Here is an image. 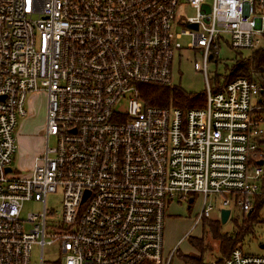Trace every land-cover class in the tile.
<instances>
[{
	"label": "built area",
	"instance_id": "built-area-1",
	"mask_svg": "<svg viewBox=\"0 0 264 264\" xmlns=\"http://www.w3.org/2000/svg\"><path fill=\"white\" fill-rule=\"evenodd\" d=\"M182 35L203 55L204 106L147 104L144 86L170 84ZM261 38L264 0H0V264H32L34 244L38 264H51L42 250L54 240L62 264H171L167 207L193 193L203 198L194 225L210 195L247 216L264 197V77L251 70L212 90L207 64L221 42L252 52ZM39 88L44 150L21 175L13 130ZM58 187L61 231L47 240L46 197ZM30 199L41 211L20 219ZM221 264L264 255L237 244Z\"/></svg>",
	"mask_w": 264,
	"mask_h": 264
},
{
	"label": "rangeland",
	"instance_id": "rangeland-1",
	"mask_svg": "<svg viewBox=\"0 0 264 264\" xmlns=\"http://www.w3.org/2000/svg\"><path fill=\"white\" fill-rule=\"evenodd\" d=\"M209 1V0H207ZM187 16H194L195 10L191 7L185 8ZM228 40L227 35H223ZM181 44V50L177 52L171 71V82L161 87L180 89L191 96L202 98L201 107L205 104L206 85L203 73V55L199 48L188 49L187 45L191 43L190 35H182L178 38ZM264 43V39L261 38ZM251 51H236L231 49L226 42H221L218 48L217 57L214 56L207 64V74L209 84L214 90L216 79L220 82H227L234 78L229 77L230 69L238 63L240 56H249ZM214 58H217L215 61ZM251 66V65H250ZM249 66V67H250ZM158 84L149 87L157 88ZM198 106V105H197ZM26 115L18 116L16 126L13 130V136L16 142V152L13 156L11 167L17 170L21 175H27L31 172L34 165V158L40 155L44 150V126L46 119V94L39 88L38 90L28 92L24 101ZM55 145L54 136L48 139V146ZM61 188L55 192L49 193L46 197L47 205V229L46 239H54V236L61 231L59 223L62 221L61 206ZM191 199V201H189ZM203 198L200 194L193 193L187 199L178 201L173 200L167 207L166 217L164 219L163 229V252L162 257H166L173 250L171 264H221L225 253L230 249H223L225 243H221V237L218 233L213 236L212 230L217 229L219 233L225 235H235L237 230L235 225H241L247 217L236 206L231 204L230 215L226 222L221 223L219 211L222 208L220 199L215 195L207 197V203L212 205L209 217L201 218L195 225L194 221L202 208ZM41 211V204L32 199L22 203L20 219H25L28 213H38ZM260 214L264 218V206L260 209ZM25 230L29 229L28 224H23ZM252 234L237 235L238 241L231 242V246L241 244V248L248 253L264 255V222L253 224ZM196 243L197 245L193 244ZM39 246L34 244L31 251L32 264H38ZM225 252V253H224ZM43 259L51 264H62L63 252L60 248V241L54 240L51 244H46L42 250ZM224 253V254H223ZM190 256L199 259L190 260ZM193 260L195 262H193ZM221 260V261H220ZM161 264V263H156Z\"/></svg>",
	"mask_w": 264,
	"mask_h": 264
},
{
	"label": "trees",
	"instance_id": "trees-1",
	"mask_svg": "<svg viewBox=\"0 0 264 264\" xmlns=\"http://www.w3.org/2000/svg\"><path fill=\"white\" fill-rule=\"evenodd\" d=\"M251 65V66H250ZM250 66V67H249ZM253 73H259L264 77V48H258L249 54V56H240L238 63L235 64V66L230 69L229 77L234 76H251V71ZM150 85L143 87V98L147 104L150 105H173L179 108H192V107H199L201 105L202 98L199 96H191L185 92H183L180 89L174 88L173 90L165 87L158 86L157 88L149 87ZM198 105V106H197ZM264 205V197L258 198L256 201V206L254 209L247 215V217L243 220L241 225H235V229L237 232L235 235H225L218 232L217 229H213L212 233L213 236L220 239L221 237V243L227 242L225 245H223V249H225V252H227V249L233 248L234 246H231V240L232 242L238 241L237 235H246V234H252L250 231L253 229V224L258 222H264V218H262L260 214V209ZM255 232V231H254ZM216 233L219 234V236L216 235ZM197 245L196 243H193ZM237 245V244H236ZM230 249V250H231ZM224 252V253H225ZM223 253V254H224ZM228 254V253H227ZM225 253V257L227 256ZM195 259L196 261H200L197 258L190 256L191 259ZM221 261V260H220ZM193 262H195L193 260ZM198 264V263H197Z\"/></svg>",
	"mask_w": 264,
	"mask_h": 264
},
{
	"label": "water",
	"instance_id": "water-1",
	"mask_svg": "<svg viewBox=\"0 0 264 264\" xmlns=\"http://www.w3.org/2000/svg\"><path fill=\"white\" fill-rule=\"evenodd\" d=\"M188 26L190 28H193V29L197 28L196 24H189ZM259 164H262V161H259ZM7 170H10V168L8 167ZM189 201H191V199H189ZM219 214H220L219 219H220L221 223H224L229 218V209H221ZM261 247H262V245H261Z\"/></svg>",
	"mask_w": 264,
	"mask_h": 264
}]
</instances>
